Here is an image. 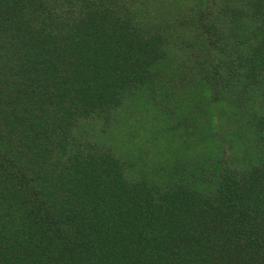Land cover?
I'll return each mask as SVG.
<instances>
[{
	"label": "trees",
	"instance_id": "16d2710c",
	"mask_svg": "<svg viewBox=\"0 0 264 264\" xmlns=\"http://www.w3.org/2000/svg\"><path fill=\"white\" fill-rule=\"evenodd\" d=\"M0 264H264V0H0Z\"/></svg>",
	"mask_w": 264,
	"mask_h": 264
}]
</instances>
